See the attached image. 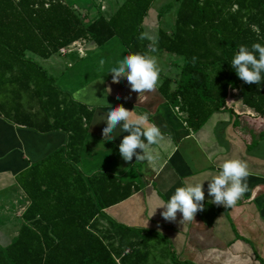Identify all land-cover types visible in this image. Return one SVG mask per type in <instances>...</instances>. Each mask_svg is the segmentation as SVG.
Here are the masks:
<instances>
[{
    "label": "trees",
    "instance_id": "trees-1",
    "mask_svg": "<svg viewBox=\"0 0 264 264\" xmlns=\"http://www.w3.org/2000/svg\"><path fill=\"white\" fill-rule=\"evenodd\" d=\"M154 1L121 0L115 10L99 5L87 18L68 0H0V116L39 134L67 136L19 174L30 204L17 237L0 244V264L142 263L149 236L133 230L134 240H121L117 249L95 229L103 210L133 190L116 176L80 170L93 111L60 87L36 57L48 60L76 41L103 47L115 37L128 52H144L149 42L137 36ZM159 11L156 52L182 57L179 78H165L159 90L187 126L198 131L215 112L226 111L255 120L250 126L258 133L252 135L264 139V80L244 83L229 65L239 45H264V0H178L170 31L161 26ZM237 100L257 116L236 114Z\"/></svg>",
    "mask_w": 264,
    "mask_h": 264
},
{
    "label": "crops",
    "instance_id": "crops-1",
    "mask_svg": "<svg viewBox=\"0 0 264 264\" xmlns=\"http://www.w3.org/2000/svg\"><path fill=\"white\" fill-rule=\"evenodd\" d=\"M108 1L103 4L106 9ZM168 9L160 10L164 15ZM155 20L158 24V12L151 9L144 21L145 31H152L150 27ZM161 21V26L170 31L173 24L165 26L166 18ZM76 44H81L83 53L75 51L62 56L69 59V67H74V55L84 60L97 51L96 45L89 46L82 41L72 43L67 49H74ZM155 55L157 62L162 53L155 52ZM58 62L48 65L57 71L55 64ZM181 63L182 59H173L169 65L179 67ZM106 72L93 73L96 76L92 77L80 70L72 71L64 76L62 87L93 111L79 161L80 170L86 176H116L133 190L128 198L105 208L95 219L98 234L117 249L121 240L125 244L134 240L133 230L149 236L144 249L147 253L141 264H264V139L252 135L258 133L250 126L255 120L237 119L229 112L219 111L201 129L193 131L177 107H173L159 90L165 78L177 80L178 73L168 76L159 72L156 90L138 94L130 90L125 78L113 82L110 72ZM105 87L109 89L107 94H104ZM92 91L97 98L89 99ZM117 104L133 114L147 113L148 122L159 127V142L149 146L154 155L151 161H137L133 156L125 162L120 157L118 145L127 133L120 132L119 125L112 140L104 139L101 129L105 121L100 117L106 114V108ZM235 112L257 116L244 104L236 105ZM66 138L61 132L39 134L0 116L1 245L6 246L17 237L24 222L23 214L30 204L17 181L19 174L64 145ZM229 158L245 163L249 173L248 190L231 207L224 208L209 202L208 181L204 179L217 174L219 163ZM201 180H204L203 207L196 211L193 220H181L179 212L174 220L166 221L161 217L162 208L157 206L166 202L177 186ZM123 228H130L132 232H123ZM121 235L125 237L120 238ZM129 252L127 248L125 253Z\"/></svg>",
    "mask_w": 264,
    "mask_h": 264
},
{
    "label": "clouds",
    "instance_id": "clouds-1",
    "mask_svg": "<svg viewBox=\"0 0 264 264\" xmlns=\"http://www.w3.org/2000/svg\"><path fill=\"white\" fill-rule=\"evenodd\" d=\"M138 40H147V50L144 52H127L115 64L111 65L110 72L113 82L121 77L125 78L130 90L136 93L154 92L158 85L159 68L156 58L151 53L156 52V37L147 31L139 32ZM104 60H99L103 67ZM235 75L244 83L260 85L264 74V45L252 43L250 46L239 45L229 63ZM106 72V73H107ZM109 89L105 87L104 94ZM94 91L90 92L89 99L97 98ZM106 114L100 118L105 121L101 129L105 140H112L117 134L114 131L119 125L120 132H126L118 145L120 157L130 161L133 156L137 161H151L154 158L149 146L159 142L161 131L158 126L148 122L147 113L133 114L122 105L117 104L105 109ZM139 149L140 151H137ZM249 173L243 161L237 158L225 159L218 165L217 174L208 179L207 193L211 197L210 203L231 207L248 190L247 177ZM182 183L177 186L167 198L159 204L161 217L174 220L176 213L181 214V220L191 221L198 209L203 207L204 200L202 182ZM156 207V208H157ZM155 208V209H156Z\"/></svg>",
    "mask_w": 264,
    "mask_h": 264
},
{
    "label": "rangeland",
    "instance_id": "rangeland-1",
    "mask_svg": "<svg viewBox=\"0 0 264 264\" xmlns=\"http://www.w3.org/2000/svg\"><path fill=\"white\" fill-rule=\"evenodd\" d=\"M70 2L75 3L77 8L79 9L80 13L82 15H86L87 18L93 16L99 8V5L103 6L104 1L108 0H68ZM110 1V0H109ZM106 2L108 4V9L109 10H115L117 5L121 2V0H111L110 3ZM106 4V5H107ZM110 5V7H109ZM178 5V0H155L152 5V9L156 10L157 12H160L159 10L164 7H171L168 9V11L163 15L162 20L166 18V24L165 26H171L174 23L175 20V15H176V9L174 8L175 6ZM157 25L159 26V23L157 24V21L152 22V31L149 32L151 35H155L157 31ZM83 44V43H82ZM89 45V44H88ZM87 45V46H88ZM90 46V45H89ZM96 47V46H94ZM79 46L76 45L74 46V51L73 52H78ZM86 48V47H85ZM97 51L90 53L88 59L84 58V60L78 59V56L75 58L73 56L74 61V67H69L68 66V58L60 56L59 53H55L52 55V57L47 60H43L41 58L36 57V59L53 75L59 76L57 77V84L60 87H64L63 82L65 81L64 76L68 75L72 71H77L80 70L82 73L91 74L90 76H96L94 75L95 73L97 74H102L104 71H107L108 68L111 66V64H115L118 59H120L124 52L125 54L128 52L126 51L125 47L122 45V43L119 41V38H113L110 42L105 44L103 47H97ZM162 55L159 56L157 63V67L159 68V72L163 73L165 75L171 76L174 73L179 74V67H176L174 65H169L170 61L174 60H181L182 57L178 56L176 54H170L167 52H161ZM152 55H155V53H151ZM158 55H160L158 53ZM103 59L104 60V65L103 67L99 66V60ZM59 61V62H58ZM51 62H58L55 65H57V71H54L49 67L51 66ZM49 64V65H48ZM86 64V65H85ZM49 67V68H48ZM94 73V74H93ZM235 106L236 105H242L241 101L237 100L234 101ZM10 192V191H7Z\"/></svg>",
    "mask_w": 264,
    "mask_h": 264
},
{
    "label": "built area",
    "instance_id": "built-area-1",
    "mask_svg": "<svg viewBox=\"0 0 264 264\" xmlns=\"http://www.w3.org/2000/svg\"><path fill=\"white\" fill-rule=\"evenodd\" d=\"M102 8H104V5L102 6ZM72 45V44H71ZM76 45H78L79 46V48H78V52L79 53H83V49H82V46H81V44H76ZM76 45H74V46H76ZM68 47V46H67ZM67 47H64V48H61L60 49V51H59V54L60 55H62V56H64V55H66V54H69V53H72L73 51H74V49H67ZM177 110H178V107H177Z\"/></svg>",
    "mask_w": 264,
    "mask_h": 264
}]
</instances>
